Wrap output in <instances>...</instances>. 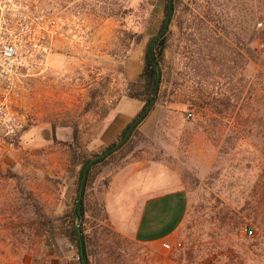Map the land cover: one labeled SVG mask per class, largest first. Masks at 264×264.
I'll list each match as a JSON object with an SVG mask.
<instances>
[{
	"label": "rangeland",
	"instance_id": "obj_1",
	"mask_svg": "<svg viewBox=\"0 0 264 264\" xmlns=\"http://www.w3.org/2000/svg\"><path fill=\"white\" fill-rule=\"evenodd\" d=\"M163 5L62 0V14L77 15L85 33L55 45L28 93L29 128L0 164V264H48L49 245L66 242L79 264L65 236L72 202L61 196L91 154L81 116L90 110L98 122L126 96L119 64L157 31ZM158 105L87 191L91 263L264 264V0H181ZM131 163L147 165L160 191L187 195L167 250L121 237L107 220L104 190Z\"/></svg>",
	"mask_w": 264,
	"mask_h": 264
},
{
	"label": "crops",
	"instance_id": "obj_2",
	"mask_svg": "<svg viewBox=\"0 0 264 264\" xmlns=\"http://www.w3.org/2000/svg\"><path fill=\"white\" fill-rule=\"evenodd\" d=\"M148 40L135 42L129 56H125L122 64H119L126 82L136 81L142 72L143 54ZM142 105L138 99L122 96L108 107L98 122H93L90 110L84 111L81 116L83 128L81 126L80 129L86 151L94 153L116 140ZM158 108L157 104L144 125L149 123ZM152 176L147 165L128 164L110 177L103 201L107 220L118 235L138 244L159 247L172 240L184 220L188 202L186 193L181 189L160 191L158 181ZM71 183L64 182L61 196L65 201L72 202L70 208L75 193L74 183ZM74 255L73 247L66 242L49 245L46 257L49 259L48 264H78Z\"/></svg>",
	"mask_w": 264,
	"mask_h": 264
},
{
	"label": "built area",
	"instance_id": "obj_3",
	"mask_svg": "<svg viewBox=\"0 0 264 264\" xmlns=\"http://www.w3.org/2000/svg\"><path fill=\"white\" fill-rule=\"evenodd\" d=\"M61 3L0 0V164L29 128L28 93L32 82L45 78L55 45L80 41L85 33L83 20L62 14ZM245 233L252 235L253 228Z\"/></svg>",
	"mask_w": 264,
	"mask_h": 264
},
{
	"label": "trees",
	"instance_id": "obj_4",
	"mask_svg": "<svg viewBox=\"0 0 264 264\" xmlns=\"http://www.w3.org/2000/svg\"><path fill=\"white\" fill-rule=\"evenodd\" d=\"M163 19L157 31L152 35L144 49L143 70L134 82L128 84L126 96L142 101L140 111L121 131L116 140L103 147L97 153H91L76 165L80 170L76 177L74 199L69 217V229L66 237L76 246L79 264H92L88 252L87 237L83 232L86 215L87 191L100 173L101 166L112 155L121 151L158 104L164 76L165 52L171 36V25L181 0H163ZM79 228V231L77 230Z\"/></svg>",
	"mask_w": 264,
	"mask_h": 264
},
{
	"label": "water",
	"instance_id": "obj_5",
	"mask_svg": "<svg viewBox=\"0 0 264 264\" xmlns=\"http://www.w3.org/2000/svg\"><path fill=\"white\" fill-rule=\"evenodd\" d=\"M77 230H78V232H80L78 227H77Z\"/></svg>",
	"mask_w": 264,
	"mask_h": 264
}]
</instances>
